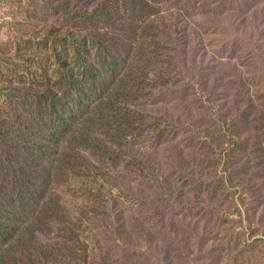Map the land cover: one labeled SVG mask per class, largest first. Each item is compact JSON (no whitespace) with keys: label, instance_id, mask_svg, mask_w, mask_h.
I'll use <instances>...</instances> for the list:
<instances>
[{"label":"rangeland","instance_id":"rangeland-1","mask_svg":"<svg viewBox=\"0 0 264 264\" xmlns=\"http://www.w3.org/2000/svg\"><path fill=\"white\" fill-rule=\"evenodd\" d=\"M0 264H264V0H0Z\"/></svg>","mask_w":264,"mask_h":264}]
</instances>
